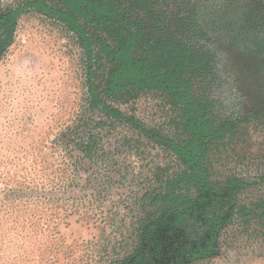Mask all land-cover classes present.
I'll return each instance as SVG.
<instances>
[{
	"label": "rangeland",
	"instance_id": "obj_1",
	"mask_svg": "<svg viewBox=\"0 0 264 264\" xmlns=\"http://www.w3.org/2000/svg\"><path fill=\"white\" fill-rule=\"evenodd\" d=\"M27 1L0 0V6ZM86 75L78 39L63 24L34 10L18 20L12 45L0 55V264L123 259L135 245L138 200L161 186L160 177L180 169L168 150L132 125L90 111ZM259 80L256 89L264 92V78ZM234 82L230 77L214 91L222 109L240 102ZM107 102L164 139L182 138L181 112L160 93ZM89 116L96 123L89 130L98 135L97 157L76 163L80 153L62 143V134L73 126L84 131ZM211 162L214 179L235 175L259 182L264 122L253 121L216 144ZM239 201L251 208L264 201V184ZM248 222L234 220L220 234L216 252L192 264H264V228L255 217Z\"/></svg>",
	"mask_w": 264,
	"mask_h": 264
},
{
	"label": "trees",
	"instance_id": "obj_2",
	"mask_svg": "<svg viewBox=\"0 0 264 264\" xmlns=\"http://www.w3.org/2000/svg\"><path fill=\"white\" fill-rule=\"evenodd\" d=\"M30 10L63 24L78 39L89 110L132 125L180 166L138 200L135 245L112 264H192L216 252L220 234L234 220L249 223L255 217L264 228V201L253 208L239 201L243 192L264 184V170L259 182L235 175L214 179L211 162L216 144L253 121L264 122V92L255 84L264 78V3L29 0L0 6V55ZM230 77L240 102L227 110L213 94ZM136 92L160 93L180 111L182 138L164 139L107 102ZM89 118L84 131L73 126L62 134V143L80 153L76 163L97 157L98 135L89 130L96 123ZM164 254L170 258L163 260Z\"/></svg>",
	"mask_w": 264,
	"mask_h": 264
}]
</instances>
